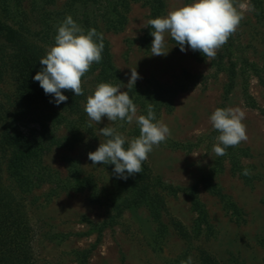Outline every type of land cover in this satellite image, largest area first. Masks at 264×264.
Here are the masks:
<instances>
[{"label": "rangeland", "instance_id": "obj_1", "mask_svg": "<svg viewBox=\"0 0 264 264\" xmlns=\"http://www.w3.org/2000/svg\"><path fill=\"white\" fill-rule=\"evenodd\" d=\"M68 1L55 0L45 6L43 0H21L29 31H38L44 12H61ZM162 1L161 17L194 3ZM234 4L244 18L214 59L197 56L188 46L181 52L169 34H165L168 54L153 56V37L143 42L149 17L145 0L130 1L120 30H105L98 25L116 71L112 85L121 83L125 85H121V91L126 92L131 69L136 67L140 77L132 86L136 89L148 90L154 85L181 88L171 110L160 112L157 119L169 127L170 138L154 147L143 163L147 169L142 184L159 180L163 185L150 192L151 200L161 206H157L160 218H153V207H133L124 210L114 225L98 229L128 192L122 185L125 180L114 174V165H93L88 153L108 139L100 134V128H115L127 138L126 148L139 136L140 129L135 121L112 122L103 117L97 124L89 120L84 110L87 97L99 85L95 72L89 71L82 77L84 94L78 106L70 111L58 110L62 117L81 122L79 140L72 147L45 146L40 154L42 166L50 173L65 180L72 167L86 188L72 191L59 184L41 183L29 195L34 200L27 208L34 231L33 264H181L189 257L192 264H203L206 256L220 264H264V0H259L262 20L256 17L259 10L255 7L254 11L239 8L240 4L253 6L250 0H234ZM11 28L0 9V180L13 188L6 166L15 146L6 143V136L13 130L28 138L37 135L39 121L33 116L42 117L48 111L38 100L34 113L26 112L20 104L21 86L11 57L14 48H9ZM41 48L48 52L51 47ZM218 60L219 67L215 65ZM231 65L236 75L225 96ZM217 108H239L245 113L242 123L248 140L226 156L213 151L219 132L212 127L210 116ZM5 124H11L7 131ZM55 129L56 137L69 136L63 124ZM236 149L245 151L237 161L238 170L233 167ZM245 169L251 174L242 175ZM209 175L219 196L202 182ZM193 193L202 207L203 222L189 197ZM176 224L182 226L184 235L178 233Z\"/></svg>", "mask_w": 264, "mask_h": 264}, {"label": "trees", "instance_id": "obj_2", "mask_svg": "<svg viewBox=\"0 0 264 264\" xmlns=\"http://www.w3.org/2000/svg\"><path fill=\"white\" fill-rule=\"evenodd\" d=\"M20 1L0 0L1 13L5 17L7 16L8 24L12 27L10 29L11 40L9 41V48H14L11 55L13 68L16 73V79L21 86L18 98L21 101L20 104L25 107L26 112L34 113V106L38 100L41 107L45 111L47 110L48 113L42 117L38 115L33 116L39 121L40 131L37 135L32 134L28 138L20 136L13 130L10 136H6V143L15 146L6 166L8 179L13 182L14 187H6L0 180V264H33L34 231L27 208L34 202L33 198L29 197L34 189L41 183L59 184L58 187L61 185L62 188H69L72 191H80L86 188L85 184H82L79 178H76L77 175L74 168L71 167L72 170L67 179L60 180L57 175L50 173L46 167L42 166L40 154L43 151V147H72L81 136V122L65 118V116L62 117L58 112V110H74L78 106L80 96H75L71 91H63L62 94L67 96L68 100L57 106L54 103V97L46 95L40 87L39 82L34 81L33 77L42 68L39 61L47 54L41 47H53L55 45L57 28L69 15L85 30V34L89 29L93 28L97 33H100L98 25H102L105 30H120L126 22L124 13L128 11L131 0H69L61 12H44L39 17L40 28L38 31H34V33L29 31L27 18L25 12L22 10ZM54 1L43 0L45 6H50ZM250 1L259 10L256 17L258 20H262L259 0ZM145 2L149 6L148 21L162 16L164 12L162 0H145ZM152 31L154 29L147 24V32L143 37V42L148 43ZM103 43L102 62L99 64L93 63L90 72H95V80L98 84H112L116 71H114L115 69L110 63L108 44L104 39ZM1 50L3 52V49ZM196 52L197 56L202 54L199 51ZM220 62L221 60H218V62H215V65L219 67L221 65ZM235 75V70L233 69V65H231L228 68V83L224 93L225 96L232 89ZM180 90L181 88L176 86L160 87L158 85H154L148 90L146 88L139 90L134 87L127 89L130 98L141 112V115H147L148 106L151 104L156 115V120L160 112H169L171 110L173 98ZM60 124L65 126L69 133L68 137L58 138L54 135L55 128ZM10 128L11 124H5L4 130L7 131ZM236 150L238 155L233 167L238 170L237 161L240 158L239 156H241L240 154L245 153V151ZM226 151L227 153L234 152V147H229ZM142 169L140 174L129 176L124 181L122 185H126L124 190L128 192L127 195L122 201L113 206L112 211H114V214L109 216L107 221L102 223V227L98 229L114 225L115 220L124 210L133 207H153L151 214L154 219L159 220L160 214L157 206H161L160 204L155 205V202L151 200L150 192L155 187L162 188L163 185L159 180L153 183L142 184L147 166L142 164ZM202 182L212 194L219 196V191L211 185L210 175L206 179H203ZM189 197H191L192 202H194L193 204H195L194 208L198 211L199 220L203 222L204 213L202 207L200 209L195 199V194L193 193ZM175 228H177L179 234H185L182 226L176 224ZM195 231L198 233V228H195ZM206 258L202 259L203 264H220L216 260H213V258L208 256Z\"/></svg>", "mask_w": 264, "mask_h": 264}, {"label": "clouds", "instance_id": "obj_3", "mask_svg": "<svg viewBox=\"0 0 264 264\" xmlns=\"http://www.w3.org/2000/svg\"><path fill=\"white\" fill-rule=\"evenodd\" d=\"M245 7L249 11L255 10L254 5H239L241 9ZM243 18L234 0H194L192 4L170 11L166 17L148 21L154 29L150 33L153 37L150 50L153 56H166L169 51H166L165 34H169L181 52H185V46H188L192 51H199L204 57L214 59L217 51L235 34ZM103 49L102 34L94 28L85 34V30L69 15L58 26L55 45L40 59L42 68L33 79L39 82L46 95L54 97L57 106L68 100L63 91L82 96V77L90 71L93 63L102 62ZM138 79L140 77L135 67L131 69L126 87L134 86ZM121 85L100 83L94 93L87 97L84 110L89 120L97 124L107 117L108 121L119 120L129 124L135 121L138 125L140 134L128 142L127 148V138L115 128H100V134L108 139L100 143L96 151L88 153L93 165H114L113 172L117 178L127 180L129 176L142 172L143 162L148 160L154 147L166 143L171 131L162 121L156 120L151 104L146 116H137V106L128 91H121ZM244 118L245 113L239 108H217L212 113L210 122L219 132L216 137L218 143L213 147L217 156H226L227 148L237 147L248 140L246 125L242 123ZM242 174L248 176L251 173L245 169ZM181 264H192V258Z\"/></svg>", "mask_w": 264, "mask_h": 264}]
</instances>
